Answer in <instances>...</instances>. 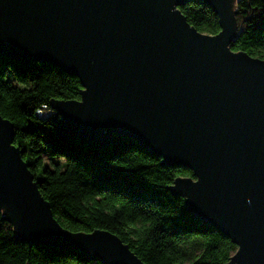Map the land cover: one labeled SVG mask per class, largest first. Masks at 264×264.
<instances>
[{"label":"water","instance_id":"1","mask_svg":"<svg viewBox=\"0 0 264 264\" xmlns=\"http://www.w3.org/2000/svg\"><path fill=\"white\" fill-rule=\"evenodd\" d=\"M189 1L0 0V56L77 78L80 100L50 102L59 140L96 151L126 137L190 170L169 192L236 246L226 264H264V60L230 50L237 0H200L214 36L180 13ZM13 140L0 115V209L17 243L145 264L108 231L63 229Z\"/></svg>","mask_w":264,"mask_h":264},{"label":"trees","instance_id":"2","mask_svg":"<svg viewBox=\"0 0 264 264\" xmlns=\"http://www.w3.org/2000/svg\"><path fill=\"white\" fill-rule=\"evenodd\" d=\"M178 10L199 33H219L217 16L200 0ZM233 12L230 50L264 60V0H237ZM81 89L77 78L50 64L24 66L0 56V115L13 125V144L55 220L74 233L108 231L145 264H226L236 246L168 190L177 178L195 179L190 170L164 165L126 137L96 151L61 141L54 117H36L42 104L80 100ZM5 217L0 209V264H99L75 250L17 243Z\"/></svg>","mask_w":264,"mask_h":264},{"label":"built area","instance_id":"3","mask_svg":"<svg viewBox=\"0 0 264 264\" xmlns=\"http://www.w3.org/2000/svg\"><path fill=\"white\" fill-rule=\"evenodd\" d=\"M35 115L37 118L39 119H43V118H49V117H52L53 115V112L52 110L50 109L49 106L47 105H40L39 108L35 111Z\"/></svg>","mask_w":264,"mask_h":264},{"label":"rangeland","instance_id":"4","mask_svg":"<svg viewBox=\"0 0 264 264\" xmlns=\"http://www.w3.org/2000/svg\"><path fill=\"white\" fill-rule=\"evenodd\" d=\"M45 105V104H44ZM48 106V105H47ZM49 107H50V109L52 110V112H53V115H52V117H55L56 116V113H55V111H53V109L51 108V105H49Z\"/></svg>","mask_w":264,"mask_h":264}]
</instances>
